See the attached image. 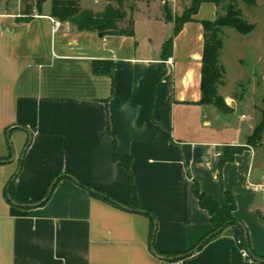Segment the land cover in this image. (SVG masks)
I'll return each instance as SVG.
<instances>
[{"label": "crops", "instance_id": "crops-1", "mask_svg": "<svg viewBox=\"0 0 264 264\" xmlns=\"http://www.w3.org/2000/svg\"><path fill=\"white\" fill-rule=\"evenodd\" d=\"M21 9L0 0V264H264V132L251 144L248 120L199 102L201 18L183 24L164 57L173 24L151 12L127 35L61 20L53 31L50 0L27 18ZM153 23L171 35L148 41ZM95 61L112 62V73L94 72ZM225 146L243 149L220 165ZM131 181L144 210L125 205ZM196 186L219 206L229 192L236 222L170 262L212 228Z\"/></svg>", "mask_w": 264, "mask_h": 264}, {"label": "trees", "instance_id": "trees-1", "mask_svg": "<svg viewBox=\"0 0 264 264\" xmlns=\"http://www.w3.org/2000/svg\"><path fill=\"white\" fill-rule=\"evenodd\" d=\"M45 0H21L22 14L26 15L25 18L32 12V10L40 11L41 5ZM51 9L50 15L61 21H69L76 29L96 31L105 33H118V34H132L133 33V18L130 19L128 26L120 29L118 23L124 18L121 10L114 8L111 5H107L101 12H93L91 9H84L80 6V0H50ZM241 2L245 6L250 7L254 5L255 0H191L189 6L179 16H167L168 22L173 24V35L170 36L162 45V56L168 57L171 55L173 37L180 31L183 24L188 21L195 20V15L198 13L201 4L211 3L215 6L225 3L226 11L224 15H218L214 19H201L200 23L203 29V49L201 55V99L202 104H212L221 111L225 112L229 110L222 96L216 94L218 80L220 78V67L218 65V48L220 47V40L216 37V33L221 27L238 25V30L241 32H248L250 29L244 23L241 17V9L238 7V3ZM23 18V19H25ZM93 70L96 73H108L111 74L112 62L108 61H95L93 64ZM264 119V116H263ZM264 131V121L260 122L254 129L252 134L248 137L247 141L251 144H256L261 139V134ZM243 146H225L219 164L230 161L234 155L240 152ZM114 158L119 161L126 169L130 167V159L124 157L116 150ZM65 175L56 176L48 185V188L44 196L40 199L39 203L45 202L51 195L54 186L57 181ZM13 177L5 190L6 196L10 200H14L13 194ZM80 186L87 189L92 195L99 196L104 200L110 201L120 205L121 203L112 198L111 196L85 184L78 182ZM195 195L200 207L206 209L210 215L211 230L200 240L194 247L171 257L165 256L166 260L170 262L178 261L187 255L193 253L199 249L205 242L213 237L222 233L229 225L236 222V218L233 215L235 209V201L233 196L229 192H225L227 203L223 206H219L218 203L210 196L201 192L198 187H195ZM128 207L144 210L143 206L139 203L136 188L131 181L129 187L128 201L125 203ZM149 214V212L147 211ZM152 227L150 238L151 241L155 231V219L152 217ZM248 244L247 239H245ZM264 259V257H262Z\"/></svg>", "mask_w": 264, "mask_h": 264}, {"label": "rangeland", "instance_id": "rangeland-1", "mask_svg": "<svg viewBox=\"0 0 264 264\" xmlns=\"http://www.w3.org/2000/svg\"><path fill=\"white\" fill-rule=\"evenodd\" d=\"M190 2L191 0H80V6L93 12H101L108 4L118 8L124 14L123 20L118 23L122 29L140 11L151 12L166 21L169 15H181ZM238 7L244 23L251 29L241 32L236 24L221 27L216 33L220 40L218 65L221 72L216 94L227 95L234 100V110L225 101L229 110L221 113L237 121L243 120L245 124L248 120L252 124L251 127H246L249 137L256 126L264 121V0H255L250 7L239 2ZM225 11V3L217 6L203 3L197 17L214 19L218 15H224ZM146 31L142 21V37ZM171 31L170 25L153 23L152 33L147 40L152 38L155 42L161 34L168 36L169 33L170 36Z\"/></svg>", "mask_w": 264, "mask_h": 264}, {"label": "built area", "instance_id": "built-area-1", "mask_svg": "<svg viewBox=\"0 0 264 264\" xmlns=\"http://www.w3.org/2000/svg\"><path fill=\"white\" fill-rule=\"evenodd\" d=\"M62 22L58 19L52 18V30L57 31L61 28ZM66 28L68 29L69 23L65 22ZM245 255V253H244Z\"/></svg>", "mask_w": 264, "mask_h": 264}, {"label": "water", "instance_id": "water-1", "mask_svg": "<svg viewBox=\"0 0 264 264\" xmlns=\"http://www.w3.org/2000/svg\"><path fill=\"white\" fill-rule=\"evenodd\" d=\"M156 253V251H154Z\"/></svg>", "mask_w": 264, "mask_h": 264}]
</instances>
